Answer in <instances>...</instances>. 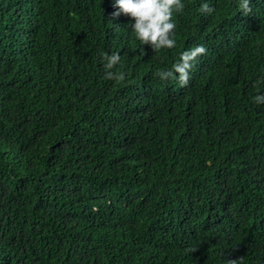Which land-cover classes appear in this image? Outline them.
<instances>
[{"label":"trees","instance_id":"1","mask_svg":"<svg viewBox=\"0 0 264 264\" xmlns=\"http://www.w3.org/2000/svg\"><path fill=\"white\" fill-rule=\"evenodd\" d=\"M113 3L0 0V264H264V0H183L160 52Z\"/></svg>","mask_w":264,"mask_h":264},{"label":"clouds","instance_id":"2","mask_svg":"<svg viewBox=\"0 0 264 264\" xmlns=\"http://www.w3.org/2000/svg\"><path fill=\"white\" fill-rule=\"evenodd\" d=\"M251 0H239V8L247 16L252 12ZM113 18L121 15L128 17L133 23L130 24L135 38L142 46H149L153 52H160L163 49H172L176 46L174 14H182L185 10L183 0H114ZM199 11L211 15L215 9L209 4L201 5ZM207 49L203 46H196L184 51L180 61L175 63L169 70H157L155 75L161 81L178 80L181 86H187L190 80V73L198 58L206 54ZM101 62L105 70V79L122 84L126 81V73L119 67L121 65L120 53L101 54ZM259 83V82H258ZM254 101L257 104H264V95H256ZM242 256L233 258L229 255L225 264H243Z\"/></svg>","mask_w":264,"mask_h":264}]
</instances>
